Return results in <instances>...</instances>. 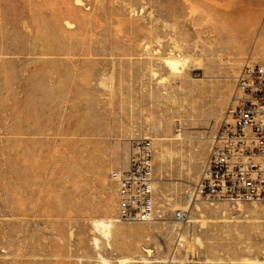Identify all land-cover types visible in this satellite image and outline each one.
<instances>
[{
	"label": "rangeland",
	"instance_id": "rangeland-1",
	"mask_svg": "<svg viewBox=\"0 0 264 264\" xmlns=\"http://www.w3.org/2000/svg\"><path fill=\"white\" fill-rule=\"evenodd\" d=\"M246 61L264 65V0H0V264H264L263 203L187 195ZM135 136L157 215L116 221L108 247L93 220L115 218L109 173Z\"/></svg>",
	"mask_w": 264,
	"mask_h": 264
},
{
	"label": "built area",
	"instance_id": "built-area-1",
	"mask_svg": "<svg viewBox=\"0 0 264 264\" xmlns=\"http://www.w3.org/2000/svg\"><path fill=\"white\" fill-rule=\"evenodd\" d=\"M227 110L208 131V150L196 182L188 192L190 203L224 202L239 205L264 204V65L244 62L234 76ZM125 165L112 169L117 222H152L156 219L152 157L153 140L135 136L126 140ZM186 209H175L177 226L173 250L180 246V225ZM171 259L167 264H174ZM169 256V257H170ZM174 260V261H173Z\"/></svg>",
	"mask_w": 264,
	"mask_h": 264
},
{
	"label": "bare ground",
	"instance_id": "bare-ground-1",
	"mask_svg": "<svg viewBox=\"0 0 264 264\" xmlns=\"http://www.w3.org/2000/svg\"><path fill=\"white\" fill-rule=\"evenodd\" d=\"M75 1L77 3H79V0H75ZM163 62L165 63V66L168 68V70L170 72L177 73V72L181 71L180 67L182 66L183 63L179 60V58H177L173 55H169L163 59ZM153 139L158 140L161 143H165L168 141L169 142L177 141V140L181 139V136H180V133L176 134V136H168V135L162 134V136H156ZM186 207L187 206H181L178 208L185 209ZM241 207H242V205H239L237 209L239 210V209H241ZM115 222H116V219L111 218V217L93 220V226H94L95 230L97 231L99 236L105 240L106 245L108 247L111 246L110 238H111V234H112ZM195 240L198 241V238H196ZM97 241H98V239L94 238V242L96 245H97ZM143 251L147 252L148 255H150V253L152 252V250L148 249V248H146V249L144 248ZM98 258L102 264H112V262H117L118 264L137 262L133 258V256H120V257H116V258L110 256V257L106 258V257H103L101 255H98ZM172 259H173V257H172ZM142 260L144 262H148V261H146V259H142Z\"/></svg>",
	"mask_w": 264,
	"mask_h": 264
}]
</instances>
